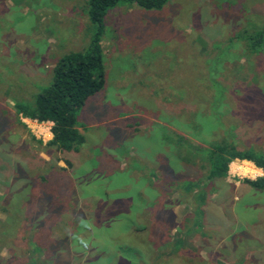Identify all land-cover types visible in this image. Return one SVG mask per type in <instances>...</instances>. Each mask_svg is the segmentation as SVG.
Segmentation results:
<instances>
[{
	"label": "rangeland",
	"instance_id": "374dc122",
	"mask_svg": "<svg viewBox=\"0 0 264 264\" xmlns=\"http://www.w3.org/2000/svg\"><path fill=\"white\" fill-rule=\"evenodd\" d=\"M86 9L87 0H0V203L54 170L66 206L51 211L57 199L41 213L27 186L19 216L0 211L16 251L0 235V264H264V190L243 181L264 168L236 158L207 180L178 141L227 137L264 150V44L253 54L235 38L264 31V0L108 8L105 83L78 111L79 151H62L48 144L52 123L17 116L14 102H33L57 60L87 47Z\"/></svg>",
	"mask_w": 264,
	"mask_h": 264
},
{
	"label": "trees",
	"instance_id": "16d2710c",
	"mask_svg": "<svg viewBox=\"0 0 264 264\" xmlns=\"http://www.w3.org/2000/svg\"><path fill=\"white\" fill-rule=\"evenodd\" d=\"M165 1L166 0H87L86 13L89 16L90 22L94 25L87 47L79 51L62 55L53 67L51 82L33 95V102L24 100H16L14 102L16 115L35 119L37 121H50L52 123L50 127L52 137L48 141V144L62 151H79L80 146L85 141V137L78 129V111L85 105L90 96L103 88L105 83V63L101 45V35L104 26L103 17L107 9L121 2L129 3V5L135 3L144 9L158 10L163 7ZM235 34V38L241 39V42L244 43L246 51L254 54L263 50L264 31H262V29L250 30L245 28ZM214 88L215 89L212 88L214 92L211 102H216V98L221 97V90H219V87L214 85ZM214 110L217 111L218 108L215 107ZM178 141L183 142L182 145L187 146L188 149L192 151V154H190L192 158L184 159L182 157L183 161L190 162L192 165L196 166L197 160L199 159L201 163L197 164V167L206 171L205 178L207 180L224 178L228 171L229 162L236 158L249 160L257 167L264 168V150L255 149L252 146L239 148L238 142L235 139L223 137L211 143L209 147H200L194 143L186 142L181 136H178ZM64 162L71 165L68 159H65ZM48 173L50 174L48 175ZM17 174L19 175V173ZM58 175L59 171L54 170L42 172V174L36 176V181L27 183L30 191L32 190L31 188L36 189L34 198L37 201V210L41 213H44L46 210L49 212L51 210L50 204L57 199L58 203H55L51 211L55 212L58 210L59 212L66 207L63 199L55 198V194L60 195L62 191H64L61 188L64 184H61L62 180ZM243 181L254 189L264 190V177H258L256 179L246 178ZM34 182L37 184L35 185ZM188 183V188L193 184H197L191 180ZM58 185L61 187H57ZM27 186L25 188H27ZM25 188L20 187L18 189L16 188L14 191H9L7 193L9 199L6 201L4 198L3 202L0 203V211L19 216L22 213L19 200L24 198V194L29 191L24 192ZM69 193L72 194L71 190ZM28 198H32V196H28ZM28 201L30 202V200ZM40 201H44L45 205L43 203L42 206H40ZM67 207L68 209H71V207L73 208V203L71 206L68 205ZM4 220L0 221V226L4 228L0 231V235L4 237L6 244L10 245V247L8 246L10 250L15 251L13 244L10 242L11 240H9L14 237V232L11 228L9 229L6 227ZM16 220H19V218L17 217ZM49 231L51 233L53 230L50 229ZM58 239L60 242L66 241V238L63 237ZM58 239H56L55 242H57ZM39 244L38 240L33 242L34 247L29 254L31 260H35V256L42 251V247ZM22 256L23 255L20 256L16 253L14 257L19 258Z\"/></svg>",
	"mask_w": 264,
	"mask_h": 264
}]
</instances>
